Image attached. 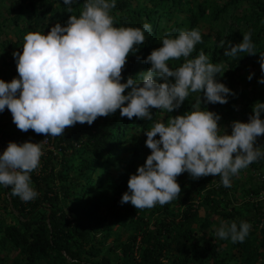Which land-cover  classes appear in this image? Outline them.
<instances>
[{
    "label": "trees",
    "instance_id": "trees-1",
    "mask_svg": "<svg viewBox=\"0 0 264 264\" xmlns=\"http://www.w3.org/2000/svg\"><path fill=\"white\" fill-rule=\"evenodd\" d=\"M82 7L83 0L70 12L62 0H0V79L18 78L12 53L21 51L27 32L46 34L56 23L64 25L70 15H79ZM111 14L116 26H152L138 51L127 57L122 77L147 71L150 64L143 60L161 46L166 33L195 28L202 43L192 55L203 51L211 62L222 64L225 72L218 79L235 93L241 116L234 113L230 98L229 104L202 107L220 116L224 112L230 127L235 120L247 122L251 106L264 102V84L258 83L264 0H116ZM249 32L256 55H223L221 40L236 44ZM181 63L169 61L173 68ZM241 83L244 88L238 89ZM195 95L171 115L166 112L164 121L190 110ZM162 112L152 109L153 121ZM10 117L7 108L0 112V153L9 142L42 141L44 154L31 173L39 193L35 200L23 202L11 195V187L0 185V264H264V177H253L264 159L240 170L230 188L219 176L193 179L182 173L177 177L179 197L164 206L136 209L120 201L130 174L151 152L144 131L153 121L129 120L117 110L90 126L77 123L66 127L63 136L46 137L19 130ZM245 174L246 183L240 180ZM221 221H247L249 235L243 243L221 240L216 236Z\"/></svg>",
    "mask_w": 264,
    "mask_h": 264
},
{
    "label": "clouds",
    "instance_id": "clouds-1",
    "mask_svg": "<svg viewBox=\"0 0 264 264\" xmlns=\"http://www.w3.org/2000/svg\"><path fill=\"white\" fill-rule=\"evenodd\" d=\"M69 12L79 0H62ZM116 0H83L79 15H70L64 25L56 23L44 31H29L23 36L21 51L13 52L18 73L10 82L0 79V112L7 108L15 126L46 137L63 136L66 127L77 123L89 126L98 117L119 110L121 117L153 121L152 109L171 113L180 109L192 94L191 108L167 121H153L144 131L145 145L151 150L135 174H130L121 204L136 209L164 206L181 194L177 177L187 172L193 179L219 176L222 185L231 187V179L259 159L264 146L257 138L264 135V102L251 106L247 122L230 123V133L218 124L219 114L203 104H226L235 93L219 77L225 72L221 63H213L195 46L202 43L199 29H180L166 33L160 47L143 62L147 71L122 77L129 54H135L151 33L150 23L142 27L116 26L111 14ZM225 57L241 53L256 55L251 33L232 44L221 40ZM137 59H140L137 56ZM182 60L178 67L169 61ZM264 84V52H259ZM253 74L247 79L251 80ZM158 137V138H157ZM44 154L41 142H9L0 153V185L11 187V195L23 202L35 200L31 173L40 166ZM251 225L247 221H221L216 236L232 243H243Z\"/></svg>",
    "mask_w": 264,
    "mask_h": 264
},
{
    "label": "rangeland",
    "instance_id": "rangeland-1",
    "mask_svg": "<svg viewBox=\"0 0 264 264\" xmlns=\"http://www.w3.org/2000/svg\"><path fill=\"white\" fill-rule=\"evenodd\" d=\"M203 32H205L206 31V29L205 28H203V30H202ZM257 71V70H256ZM257 72H255L254 71V75L256 74ZM244 84L245 83H241V84H239L238 85V89H243L244 88ZM230 99H229V102L231 101V102H234V103H231V106H234L233 107V111H234V113L235 114H237L239 117V119H240V116H241V114L239 113L240 112V110H241V105H239V102L238 101H236L234 98H233V96H231V97H229ZM229 104V103H228ZM239 113V114H238ZM172 114V112L170 113V115ZM225 113L223 112L222 114H221V119H220V121L218 122V124L220 125V126H222V127H224L225 129H226V131L227 130H229V125L227 124V121H225V115H224ZM162 117L160 118V120L159 121H164V118H167V113L166 112H162V115H161ZM229 117V116H228ZM10 119H12V117H10ZM257 143V145H262V144H264V137L263 138H260V139H258V141L256 142ZM264 146V145H263ZM248 174H245L244 175V178H242V179H240L241 181H243V182H247V178H248ZM263 176L264 177V165H261L260 167H259V169H258V172H255V174L253 173V177H254V179L256 180L257 178H261V177ZM214 229H215V227H214Z\"/></svg>",
    "mask_w": 264,
    "mask_h": 264
}]
</instances>
